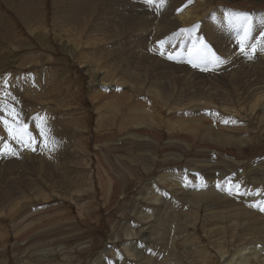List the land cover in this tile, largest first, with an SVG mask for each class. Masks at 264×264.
Masks as SVG:
<instances>
[{
  "label": "rangeland",
  "instance_id": "1",
  "mask_svg": "<svg viewBox=\"0 0 264 264\" xmlns=\"http://www.w3.org/2000/svg\"><path fill=\"white\" fill-rule=\"evenodd\" d=\"M75 1L0 0V89L16 128L48 134L28 147L0 123V148L16 152L0 156V264L264 260V0ZM175 7L194 19L169 21ZM234 13L252 21V59ZM207 18L224 36L193 41L221 63L194 67L192 29ZM96 22L107 35H90ZM165 179L174 194L152 190Z\"/></svg>",
  "mask_w": 264,
  "mask_h": 264
},
{
  "label": "bare ground",
  "instance_id": "2",
  "mask_svg": "<svg viewBox=\"0 0 264 264\" xmlns=\"http://www.w3.org/2000/svg\"><path fill=\"white\" fill-rule=\"evenodd\" d=\"M77 2H79L78 0H76ZM76 1H75V3H76ZM85 1V0H81V2L80 3H83V2ZM108 0H104V1H101V3H104L105 4V2H107ZM123 1V0H122ZM125 1V0H124ZM56 4L58 3V2H56V1H54ZM140 2H141V0H140ZM139 2V3H140ZM74 3V4H75ZM88 3H90V2H88ZM142 3H143V1H142ZM176 3V2H175ZM141 4V3H140ZM170 3H168V5H169ZM75 5H77V4H75ZM173 5V4H172ZM177 5V4H176ZM175 4H174V6H176ZM82 6V5H81ZM197 6V5H196ZM83 7V6H82ZM188 8V7H187ZM85 9V8H84ZM163 16L164 17H170V19H169V21H174V23L175 22H177V21H179V20H184L185 22H191V20L192 19H194V16H193V11L192 10H178L177 11V9H176V7L174 8V9H171V10H165V12H164V14H163ZM32 19V18H31ZM36 19V18H35ZM179 19V20H178ZM78 21V20H77ZM77 23V22H76ZM103 23H105V22H103ZM112 23V22H111ZM167 24V23H166ZM173 24V23H172ZM177 24V23H176ZM101 25H102V23H97L96 22V24H92L91 25V27H92V29H90V35L92 34V33H97V32H99V31H102V33L101 34H103L104 36L105 35H107V32H105L104 30H106L107 31V27H103V29L102 30H100V27H101ZM103 26V25H102ZM113 26V25H112ZM200 26V27H199ZM114 27V26H113ZM173 27H174V25H173ZM177 27V26H176ZM222 27V26H221ZM221 27H219L218 25H217V22H215V23H212V21H210L209 20V18H207L204 22H202L200 25H198L197 27H195V31L194 32H192L191 33V37L192 38H190L191 39V43H192V41H193V39H194V37H197V36H207L208 35V41H210V42H212V41H214V40H217L219 37H221V36H224V34H221V32H220V28ZM199 28V29H198ZM201 28H202V30L204 31L203 32V34L201 35L200 33H201ZM115 29V28H114ZM198 29V30H197ZM109 30V29H108ZM111 30V29H110ZM137 31H138V29H136ZM135 31V30H134ZM140 31V30H139ZM229 31H231V30H229ZM170 32V31H169ZM31 33V32H30ZM116 33V32H115ZM115 33H112V30L110 31V33L108 32V35H109V37H118L119 36V32H117L116 34ZM137 33V32H136ZM135 33V34H136ZM146 33H147V30H146ZM80 34V33H79ZM139 34V33H138ZM137 35V34H136ZM230 35V34H229ZM93 36H95L94 34H93ZM140 36H142V35H140ZM165 36V35H164ZM155 37H157V38H159L160 39V41H161V38L163 37L162 36V33L160 32V31H158V32H156V35H155ZM217 38V39H216ZM187 39H189V37H187ZM211 39V40H210ZM223 39V38H222ZM221 40V39H220ZM219 41V40H218ZM223 42V41H222ZM191 43H190V45H191ZM216 43V42H215ZM218 44V43H217ZM221 44V43H220ZM223 44V43H222ZM180 45V44H179ZM181 47V46H180ZM187 47H189V46H187ZM183 48V47H182ZM119 49V48H118ZM118 51V50H117ZM109 52V51H108ZM98 66V65H97ZM178 68V67H177ZM93 69H94V73H95V75H102V74H104V76L103 77H105L106 75H105V73L99 68V66L98 67H95V66H93ZM172 69H174V68H172ZM178 71V70H177ZM174 72H176V71H174ZM183 73V72H182ZM181 76H182V74H181ZM6 78V77H5ZM4 78V79H5ZM3 80V79H2ZM103 82H106L105 80L103 81ZM103 82H101L100 81V88H101V86H103V85H105ZM150 84H154V81L153 82H149ZM245 83V82H244ZM255 82H253V84H254ZM23 85V84H22ZM111 85H114L115 86V84H114V82H111L110 83V87H112ZM245 85H248V86H245L244 87V89L245 88H247L248 90L249 89H251V87H253V85L251 84V82H247V83H245ZM106 86V85H105ZM162 87H164V85L162 84L161 85ZM261 87V86H260ZM259 87V88H260ZM2 89H0V94H2V95H4V97L3 96H1L0 98V100H2L1 101V106H0V112H1V114H2V118H4V119H8V120H10L11 118V116H8L7 114H6V112L5 111H3V109H5V108H7V107H9V106H11L12 107V105H11V100H10V97H9V93H8V89L5 87V86H2L1 87ZM264 88V87H263ZM253 90H255V91H257V87H253ZM253 90H250V91H253ZM259 90H262V88L261 89H258V91ZM262 91H264V89L262 90ZM261 91V92H262ZM245 94L247 95V96H251V95H253L252 93L250 94L249 92H247L246 90H245ZM257 94V93H256ZM259 97H260V95H259ZM258 101V100H257ZM16 108V107H15ZM202 108H204V107H202ZM263 108H264V105H263ZM17 109V108H16ZM15 109V110H16ZM219 110V109H218ZM253 110V109H252ZM255 110H257V109H255ZM261 110H262V108H261ZM241 111V110H240ZM240 111H239V113H240ZM18 112V111H17ZM237 112V111H236ZM244 112V111H243ZM251 112V111H250ZM241 114V113H240ZM243 114V113H242ZM244 115V114H243ZM246 115V114H245ZM245 115H244V117H245ZM138 116H141V111H138ZM18 117L20 118V116L18 115ZM28 117V116H27ZM135 117H137V115H135ZM236 117H237V115H236ZM34 118V117H33ZM239 118V117H238ZM250 118V117H249ZM241 119L242 118H240V120L238 119V121H241ZM30 120V119H29ZM35 120V119H34ZM234 120V119H233ZM237 120L235 119L233 122H235V124H233L234 126H237L238 124V122H236ZM243 121V120H242ZM25 122H26V120H25ZM37 123H39V121L38 122H34V123H32V125H37ZM250 123V122H249ZM251 124V123H250ZM250 124L248 125V124H241V125H243V127L245 128L246 126H250ZM44 125V123H42V126ZM12 127H14V128H16V124H14V123H12ZM32 129V128H31ZM2 133L3 134H5V132L6 133H8V131H6L5 130V126H3V129H2ZM32 131H33V133L35 132V131H37L38 133V135L36 136L35 135V137H37L38 139H37V143L38 144H41L40 146H43L44 144H46V142H45V140L44 139H42L41 137H40V133H39V130L37 129V127H35L34 129H32ZM31 131V132H32ZM36 133V132H35ZM34 133V134H35ZM5 137H7V136H5ZM9 139V138H8ZM36 139V138H35ZM10 140V139H9ZM4 142L5 141H3V144H4ZM36 142V141H35ZM8 143V142H7ZM20 144H23V141L22 142H19ZM18 144V143H17ZM20 144H18V145H20ZM50 144V143H49ZM232 144H234V143H232ZM231 145V144H230ZM21 146V145H20ZM24 146V145H23ZM13 147V146H12ZM15 147V146H14ZM19 147V146H18ZM46 147V146H45ZM44 147V148H45ZM49 147V146H48ZM22 148V147H21ZM37 148H39V146L37 147ZM41 150H43V149H41ZM30 151V150H29ZM32 152H33V150H31ZM44 151V150H43ZM40 152V151H39ZM48 152V151H47ZM206 152V151H205ZM31 153V152H30ZM29 153V154H30ZM37 153V152H36ZM52 153V152H51ZM228 153V155H230L231 156V158L233 159V155H231L232 153L230 152H227ZM33 154V153H32ZM31 154V156H33ZM40 154V153H39ZM55 153H53V155H54ZM24 155V154H23ZM35 156V155H34ZM24 157V156H23ZM42 158H44L45 160L44 161H42L40 158H38V156H37V158L36 159H34L35 157H31V159H32V161H36V163H38L39 165H43V163H45V165L46 164H48L49 163V161H47V160H49V158H47V156L46 157H44V156H41ZM51 158H53V159H55V162L56 163H58V156H51ZM70 158H73V156L72 157H70ZM30 159V160H31ZM67 160L69 161V157L67 158ZM234 160V159H233ZM199 161V160H198ZM227 161V160H226ZM229 161H230V159H229ZM16 162V161H15ZM54 162V161H53ZM52 162V163H53ZM233 162V161H232ZM32 163V162H31ZM55 165V164H54ZM232 165V164H231ZM48 166V165H47ZM51 166V165H50ZM235 167V166H234ZM230 168V167H229ZM215 172H217V171H215ZM56 176V175H55ZM171 179V178H170ZM167 181L168 180H162V182H160V184H151L152 185V190H154V191H158L157 189L160 187L159 185H161V184H164L165 185V188L167 189L168 188V190H172V193L174 194L175 193V190L176 189H174L173 187H168V183H167ZM159 182V181H158ZM166 182V183H165ZM174 182H175V180H174ZM159 186V187H158ZM162 186V185H161ZM160 189V188H159ZM230 189V188H229ZM163 190H165V189H163ZM179 191V190H178ZM248 191V190H247ZM252 192V191H251ZM161 192L159 191V194H160ZM138 195H141L142 193H141V191H139V193H137ZM190 194V193H189ZM154 196L155 195H158V193H154L153 194ZM152 195V196H153ZM185 195V194H184ZM185 196H187V195H185ZM142 197V196H141ZM156 198V197H155ZM150 199H152L153 200V198L151 197ZM232 200V199H231ZM234 201V200H233ZM259 202H261L260 200H258ZM245 203L247 202L248 203V201H244ZM251 202V201H250ZM249 202V204H251ZM257 202V201H256ZM173 204V203H172ZM225 204H227L228 206L230 205V204H232L233 205V202L231 203L230 201H226L225 202ZM258 204V202L256 203V205ZM234 206V205H233ZM233 208V207H232ZM255 208V207H254ZM260 208V207H259ZM256 211V210H255ZM146 218V217H145ZM148 218V217H147ZM145 220V219H144ZM128 231V230H127ZM244 249V248H243ZM262 250V249H261ZM240 251H242V249H238V250H236V252H234V253H237V252H240ZM240 255V254H239ZM238 255V256H239ZM260 258V257H259ZM264 258V257H263ZM257 260H258V258H257ZM225 262V261H224ZM232 262H231V259H229L228 261H227V264H231ZM234 264H264V260H259V261H254L253 259H249L248 261H247V258L246 259H241L240 257H238V260H237V258L235 259V261L233 262Z\"/></svg>",
  "mask_w": 264,
  "mask_h": 264
},
{
  "label": "snow or ice",
  "instance_id": "3",
  "mask_svg": "<svg viewBox=\"0 0 264 264\" xmlns=\"http://www.w3.org/2000/svg\"><path fill=\"white\" fill-rule=\"evenodd\" d=\"M145 3L152 6H157V0H145ZM165 3L166 0H158L159 6H163ZM230 22H234L240 26L242 35L238 37V42L240 44L241 52L249 59H252L253 55L257 51V48L256 44H252L250 46V52L247 50L248 46L246 44V41H248L250 38L252 23L250 17H248L247 15L234 13L232 14V19ZM192 31L194 32L195 28H193ZM261 41H264V33H261ZM261 41H257V43H260ZM260 50L264 51V46H262ZM189 53L191 57L189 62L192 63L194 67L200 65L206 68L209 65L215 66L216 64L221 63L220 58L212 53L208 46L204 44L202 40H200L199 44L193 41V47L189 50ZM173 58L174 57L172 55H169V59ZM3 111H5L8 116H11V122L8 119L0 118V123L4 124L5 130L8 131L9 138L15 139L19 143L21 140H23L24 137H27V146L32 147V144L35 143V137H33L32 134L27 131V126L25 125L22 129L18 127H12V123L17 122L19 119L18 113L16 112L15 108L9 106L3 109ZM36 127L39 130L40 137L44 139L45 142H47L48 134L46 123L43 126L41 125V123H37ZM32 150L35 151V148H32ZM4 155H16V152L13 149L9 148L8 144H4L3 147L0 148V156ZM236 188H239V185H236ZM261 210L264 211V208H261Z\"/></svg>",
  "mask_w": 264,
  "mask_h": 264
},
{
  "label": "clouds",
  "instance_id": "4",
  "mask_svg": "<svg viewBox=\"0 0 264 264\" xmlns=\"http://www.w3.org/2000/svg\"><path fill=\"white\" fill-rule=\"evenodd\" d=\"M154 43V42H153ZM154 44H151V46H153Z\"/></svg>",
  "mask_w": 264,
  "mask_h": 264
}]
</instances>
